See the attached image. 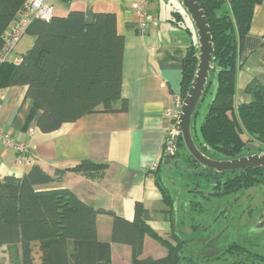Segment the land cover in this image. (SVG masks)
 Listing matches in <instances>:
<instances>
[{"label": "trees", "instance_id": "obj_1", "mask_svg": "<svg viewBox=\"0 0 264 264\" xmlns=\"http://www.w3.org/2000/svg\"><path fill=\"white\" fill-rule=\"evenodd\" d=\"M197 1L205 10L214 45L213 70L203 99L211 92V78L216 77L217 85L200 125V135L193 136L194 140L212 159H233L243 156V151L248 149L252 141L244 138L248 133L261 144L259 153H262L264 87L257 82L250 83L246 92L252 100L237 110L234 97L240 47L250 31L256 6L264 0ZM27 2L0 0V52L4 46L3 35L26 13ZM172 15L173 23L180 25L183 16L178 11ZM26 35L34 37L35 42L21 55L20 62H0V89L27 87L26 99L32 104L28 123L40 112L37 127L43 133H51L88 114L127 111L128 102L121 93L125 36L117 29L116 13L97 12L88 19L85 12L75 10L49 21L35 19ZM198 53L196 38L183 63L182 100L195 77ZM118 103L120 107L116 109ZM167 158L171 160L169 164L165 163ZM107 167V164L83 159L71 171L87 179L101 180ZM173 168L185 181L195 177L196 181L188 182L185 187L207 199L223 198L264 185V168L217 173L198 164L187 151L180 133L169 132L163 159L154 173L164 209L150 210L136 202L133 220L95 209L68 189L50 187L61 182L67 170H57L52 176L39 165H33L21 178L7 176L0 181V247L9 248L12 264H35L36 250L40 252L41 264H112V243L131 247L132 264H196L194 258L184 256L190 240L179 231L177 201L162 176ZM201 178L212 184L211 191L200 190ZM191 203L193 211L203 213L199 202ZM100 214L113 217L109 241L99 239L97 217ZM160 216L172 225L176 219V230L173 226L166 237L149 225ZM146 237L160 243L166 255L143 258ZM227 253L242 258L233 264H264V256L237 243H232L224 255Z\"/></svg>", "mask_w": 264, "mask_h": 264}, {"label": "crops", "instance_id": "obj_2", "mask_svg": "<svg viewBox=\"0 0 264 264\" xmlns=\"http://www.w3.org/2000/svg\"><path fill=\"white\" fill-rule=\"evenodd\" d=\"M147 1L153 25L145 35H139L132 0H49L55 16L59 17L75 10L85 12L88 19L97 12L117 14V29L125 36L121 93L128 102V109L88 114L57 131L43 133L37 127L40 112L28 123L32 104L26 99L27 87L1 88L0 129L14 141L28 145L32 164L19 163L15 150L0 141V181L7 176L21 178L31 166L39 165L52 176L57 170H67L61 182L50 187L68 189L95 209L111 211L128 220L134 218L136 202L150 210L164 209L154 173L163 159L169 134L165 113L181 97L183 63L196 36L193 23L190 19L191 24L187 22L179 7L162 14L160 0ZM174 11L183 16L180 25L173 23ZM25 36L8 62L18 64L16 61L21 55L34 45L35 38L28 35L29 42L18 51ZM252 82L264 87V1L256 6L250 31L240 47L234 97L236 110L251 102L246 88ZM115 107L119 108L120 104ZM83 159L107 164L104 177L91 180L71 171ZM112 224V216L98 215L101 241L110 240ZM149 225L165 237L173 229L172 223L162 216ZM162 248L160 243L146 237L143 258H158L156 254L165 256ZM0 254L12 264L7 246L0 247ZM111 258L112 264H132L131 247L112 243ZM35 264H41L38 250Z\"/></svg>", "mask_w": 264, "mask_h": 264}, {"label": "rangeland", "instance_id": "obj_3", "mask_svg": "<svg viewBox=\"0 0 264 264\" xmlns=\"http://www.w3.org/2000/svg\"><path fill=\"white\" fill-rule=\"evenodd\" d=\"M160 2H162V14L170 12L171 8L179 7L183 14L187 15L177 0H160ZM186 19L190 23L189 15ZM29 38L28 35L25 36L17 48L18 51L29 42ZM211 79L213 81L211 92L201 100L198 113L193 120L192 133L195 138L200 135V125L206 116L208 104L216 92V77ZM244 138L246 140L251 138L252 141L242 154L259 153L261 144L248 133L244 134ZM162 176L177 201V216L181 225L179 231L184 238L190 240L184 248V256L194 258L196 264H233L242 258L229 253L224 255L225 250L232 243L264 256V185L244 189L223 198L207 199L198 193L190 192L185 187L188 182H195V177H189L185 181L176 168L163 172ZM211 189L212 184L201 178L200 190L209 192ZM191 202H199L203 213L193 211ZM162 251L166 253L165 248H162ZM157 255L155 257L158 258L164 256V254ZM215 256L221 257L213 258ZM0 264H9L1 254Z\"/></svg>", "mask_w": 264, "mask_h": 264}, {"label": "water", "instance_id": "obj_4", "mask_svg": "<svg viewBox=\"0 0 264 264\" xmlns=\"http://www.w3.org/2000/svg\"><path fill=\"white\" fill-rule=\"evenodd\" d=\"M187 11L195 29V36L198 45V67L192 85L186 97L182 101L180 116L172 129V134L182 135L185 147L189 154L208 169L215 170L217 173L234 172L251 168H264V152L241 156L233 159L216 160L205 155L197 146L193 133L192 125L197 107L209 84L210 73L213 70L214 45L212 40L211 28L205 10L197 0H177ZM170 159L165 160L166 164ZM176 230V219L173 220Z\"/></svg>", "mask_w": 264, "mask_h": 264}, {"label": "built area", "instance_id": "obj_5", "mask_svg": "<svg viewBox=\"0 0 264 264\" xmlns=\"http://www.w3.org/2000/svg\"><path fill=\"white\" fill-rule=\"evenodd\" d=\"M147 5V0H132L134 21L139 35H145L151 25H153V18L147 11ZM54 16L55 10L49 0H28L26 4V13L21 14L10 29L3 35L4 46L0 52V62H8L10 60V55L26 35V31L33 20L41 19L49 21ZM16 62L19 63L20 60ZM182 101L181 97H178L175 103L165 113L169 132L172 131L180 116ZM0 141L15 150L19 163L27 165L32 164L28 145L14 141L11 136L2 129H0Z\"/></svg>", "mask_w": 264, "mask_h": 264}, {"label": "flooded vegetation", "instance_id": "obj_6", "mask_svg": "<svg viewBox=\"0 0 264 264\" xmlns=\"http://www.w3.org/2000/svg\"><path fill=\"white\" fill-rule=\"evenodd\" d=\"M246 155H249V154H246ZM246 155H243V156H246Z\"/></svg>", "mask_w": 264, "mask_h": 264}]
</instances>
